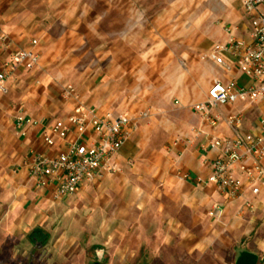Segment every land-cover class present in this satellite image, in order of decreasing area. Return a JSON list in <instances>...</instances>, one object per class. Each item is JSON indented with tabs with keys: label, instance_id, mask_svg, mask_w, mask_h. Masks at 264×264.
Wrapping results in <instances>:
<instances>
[{
	"label": "crops",
	"instance_id": "crops-1",
	"mask_svg": "<svg viewBox=\"0 0 264 264\" xmlns=\"http://www.w3.org/2000/svg\"><path fill=\"white\" fill-rule=\"evenodd\" d=\"M221 8L203 12L194 34L184 38L172 24L161 27L159 17L148 22L131 0H0V64L31 39L40 53L35 69H13L8 92L0 94V260L9 242L44 247L57 221L58 231L69 225L76 233V252L86 255L89 248L102 264H234L242 249L264 264V189L255 216L238 211L243 198H253L248 191L228 201L205 182L210 167L202 157L216 154L209 141L233 131L222 121L203 123L191 108L207 98L214 81L251 84L229 53L222 64L204 57L231 37L252 42L254 14L238 0H222ZM64 82L74 84L85 106L126 111L137 126L112 157L114 172L55 200L51 185L34 184L26 163L32 151L54 158L64 150L65 140L45 145L41 136L72 111L74 100L61 95ZM253 104L264 101L219 112ZM20 114L39 124L18 126ZM258 124L255 119L239 131L259 132ZM217 203L223 204L219 219L210 215ZM32 231L46 243L33 244Z\"/></svg>",
	"mask_w": 264,
	"mask_h": 264
},
{
	"label": "built area",
	"instance_id": "built-area-1",
	"mask_svg": "<svg viewBox=\"0 0 264 264\" xmlns=\"http://www.w3.org/2000/svg\"><path fill=\"white\" fill-rule=\"evenodd\" d=\"M246 13H253L250 44L231 37L225 44L214 45L204 57L217 64L223 63V53H229L237 67L251 80L248 86L235 82L214 81L207 91V98L191 106L200 120L215 127L219 122L233 131V135L216 137L208 147L215 156L202 157L208 164L210 173L205 182L217 187L228 201L243 198L248 191L253 198H243L238 211L257 210L256 198L264 189V114L259 119L260 131L256 133L239 131L243 122L244 110L222 115L219 107L264 101V0H238ZM37 40L15 51L9 59L0 64V94L8 92V79L15 67L33 70L37 67L40 53ZM64 97L74 99L71 113L61 120L47 125L42 131V141L52 145L54 137L65 140L64 150L51 158L32 151L26 163L28 176L38 187L51 185L52 198L63 199L74 194L78 187L87 181L100 178L104 172H114L112 157L128 139L137 126V121L128 112L111 110L98 113L96 108L85 106L79 94L68 86ZM146 113H140L145 116ZM15 122L20 127L36 126L39 121L17 115ZM195 133H199L198 130ZM197 180L202 182L200 178ZM223 204H213L210 215L221 217Z\"/></svg>",
	"mask_w": 264,
	"mask_h": 264
},
{
	"label": "rangeland",
	"instance_id": "rangeland-1",
	"mask_svg": "<svg viewBox=\"0 0 264 264\" xmlns=\"http://www.w3.org/2000/svg\"><path fill=\"white\" fill-rule=\"evenodd\" d=\"M131 2L136 3L138 7L140 6L141 14H144L148 22L154 17H159L161 27L166 28L172 24V30L176 33L179 32L181 34L180 36H184V38L188 36V33L194 34L193 27L196 26L203 12L205 13L209 10L212 15L214 13L218 14L222 10V0H131ZM203 3L207 8H201ZM138 27V25L135 26L137 30ZM131 33L139 36L141 32ZM70 58L74 59V56L68 57V60ZM68 86H71L78 93L77 88L72 82H64L61 85L62 88L60 87L63 98H65L64 90ZM236 108L238 107L236 106ZM223 110L224 112L226 111L224 107L216 109V111ZM263 111L264 105L259 104H253L251 109H245L243 112V122L240 127L247 129L250 122L252 124V121L255 119L259 121V117H261ZM249 213L255 216L259 214L258 211ZM258 217L257 221L260 219ZM259 226L260 222L257 223L256 227ZM58 227L59 224L57 221L51 223L49 226L51 229L50 239L44 247L31 248L26 244L11 247V243L14 245L13 242H9L10 245H4L0 264H91L94 259V251L88 248L86 249L85 255L83 251L79 250L81 252L79 256V252H76L75 249L76 241L74 236L76 233L70 229L69 225L67 226L68 231L66 232L58 231ZM262 228L264 229V226ZM62 235H64V238L60 239Z\"/></svg>",
	"mask_w": 264,
	"mask_h": 264
},
{
	"label": "water",
	"instance_id": "water-1",
	"mask_svg": "<svg viewBox=\"0 0 264 264\" xmlns=\"http://www.w3.org/2000/svg\"><path fill=\"white\" fill-rule=\"evenodd\" d=\"M258 260L259 256L257 253L242 249L238 251L234 264H257Z\"/></svg>",
	"mask_w": 264,
	"mask_h": 264
},
{
	"label": "trees",
	"instance_id": "trees-1",
	"mask_svg": "<svg viewBox=\"0 0 264 264\" xmlns=\"http://www.w3.org/2000/svg\"><path fill=\"white\" fill-rule=\"evenodd\" d=\"M30 238H31L30 239L31 242L37 246L43 245L44 243H46V236L41 235L39 231H32ZM91 264H102V263L98 262L97 260H93Z\"/></svg>",
	"mask_w": 264,
	"mask_h": 264
}]
</instances>
